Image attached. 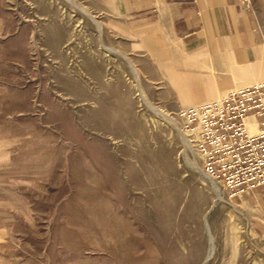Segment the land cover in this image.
Wrapping results in <instances>:
<instances>
[{"label": "rangeland", "instance_id": "1", "mask_svg": "<svg viewBox=\"0 0 264 264\" xmlns=\"http://www.w3.org/2000/svg\"><path fill=\"white\" fill-rule=\"evenodd\" d=\"M74 4L0 0V264H264V195L217 200L156 112L191 105H145Z\"/></svg>", "mask_w": 264, "mask_h": 264}, {"label": "crops", "instance_id": "2", "mask_svg": "<svg viewBox=\"0 0 264 264\" xmlns=\"http://www.w3.org/2000/svg\"><path fill=\"white\" fill-rule=\"evenodd\" d=\"M83 1L99 5L91 10L102 30L139 69L151 99L191 104L264 81V0ZM258 189L241 195L263 196Z\"/></svg>", "mask_w": 264, "mask_h": 264}, {"label": "built area", "instance_id": "3", "mask_svg": "<svg viewBox=\"0 0 264 264\" xmlns=\"http://www.w3.org/2000/svg\"><path fill=\"white\" fill-rule=\"evenodd\" d=\"M177 116L183 153L199 162L212 185H220L230 198L264 186V81L182 107Z\"/></svg>", "mask_w": 264, "mask_h": 264}, {"label": "bare ground", "instance_id": "4", "mask_svg": "<svg viewBox=\"0 0 264 264\" xmlns=\"http://www.w3.org/2000/svg\"><path fill=\"white\" fill-rule=\"evenodd\" d=\"M68 1H70L71 3H75V4H77L85 13H87V14H89L92 18H94L95 20H96V22H97V26H98V30H99V32L101 33V31H102V23L99 21V20H97L95 17H94V15L91 13V12H89V10L86 8V7H84L83 5H81V4H79V3H77L76 2V0H68ZM74 4V5H75ZM102 46L104 47V48H107V49H110V50H112V51H114V52H116V53H119V54H121L125 59H127L128 60V62H129V64H130V66H131V70L133 71V73L135 74V77H136V80H135V85H136V89H137V95H138V97L140 98V100L145 104V105H147V106H152L151 105V102H150V100L148 99V97L144 94V91H143V87H142V85H141V80H140V71H139V69L130 61V59L124 54V53H122V51H120L119 49H117V48H113V47H108V46H106V45H104L103 43H102ZM220 97V95L219 96H217L215 99H217V98H219ZM205 101H209V100H204V101H200V100H197V101H195V102H190L191 104L190 105H196V104H199V103H202V102H205ZM188 103V102H187ZM156 112L159 114V115H161V118L162 119H164V120H167V121H169L170 123H172V125H174L179 131H180V133H182V137H183V141H184V133H183V129L180 127V125L178 124V122H177V120L175 119V117H173L170 113H167L166 111H163L162 109L161 110H156ZM252 129H254L253 128V126H252ZM184 160H185V162L188 164V166H190V168H192L193 170H195V171H201V167L199 166V164H198V162L196 161V159L195 158H192V159H190L189 157H188V155L187 154H184ZM214 186V191H215V195H216V198H217V200L219 201V202H224V198L220 195V193H219V188H220V185H213ZM216 200V199H215ZM232 205V204H231ZM234 207V206H233ZM235 209V208H234ZM240 212V211H239ZM206 217H207V215H206ZM208 225V224H207ZM208 233H209V235H210V239H211V249L209 250L210 251V253L208 254V256H210L212 253H213V251H214V243H213V236L211 235V232H210V230H209V226H208ZM207 261V260H206ZM203 264V263H202Z\"/></svg>", "mask_w": 264, "mask_h": 264}]
</instances>
